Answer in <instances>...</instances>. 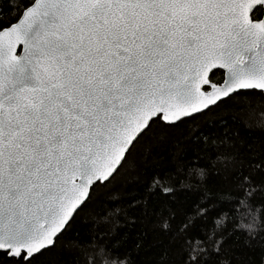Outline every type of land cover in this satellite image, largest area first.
<instances>
[{
  "label": "snow or ice",
  "instance_id": "1",
  "mask_svg": "<svg viewBox=\"0 0 264 264\" xmlns=\"http://www.w3.org/2000/svg\"><path fill=\"white\" fill-rule=\"evenodd\" d=\"M257 126L264 0H0V264H264Z\"/></svg>",
  "mask_w": 264,
  "mask_h": 264
},
{
  "label": "trees",
  "instance_id": "2",
  "mask_svg": "<svg viewBox=\"0 0 264 264\" xmlns=\"http://www.w3.org/2000/svg\"><path fill=\"white\" fill-rule=\"evenodd\" d=\"M236 115L237 119L240 118L239 114H231ZM251 119H255L250 117ZM196 122H193L195 124ZM192 125H188L182 135H177L173 138L163 140L157 145L153 146V151L147 155V160L144 162L140 168L141 172L149 171V172H159L161 169L167 166V163H171L173 159L180 155L186 148L187 141L191 132L188 131ZM253 134L256 136L264 134V129H261L259 126L253 129ZM143 161V157L139 158ZM128 180L127 176H118L116 181V186H123L125 181Z\"/></svg>",
  "mask_w": 264,
  "mask_h": 264
}]
</instances>
